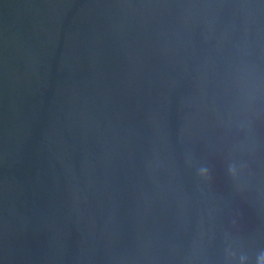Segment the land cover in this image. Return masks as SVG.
Here are the masks:
<instances>
[{"label": "water", "instance_id": "1", "mask_svg": "<svg viewBox=\"0 0 264 264\" xmlns=\"http://www.w3.org/2000/svg\"><path fill=\"white\" fill-rule=\"evenodd\" d=\"M0 264H264V0H0Z\"/></svg>", "mask_w": 264, "mask_h": 264}]
</instances>
